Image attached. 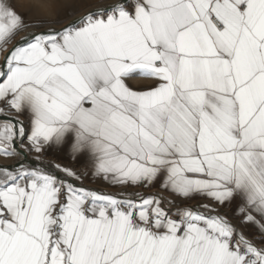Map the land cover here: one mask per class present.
I'll use <instances>...</instances> for the list:
<instances>
[{
	"label": "snow or ice",
	"instance_id": "snow-or-ice-1",
	"mask_svg": "<svg viewBox=\"0 0 264 264\" xmlns=\"http://www.w3.org/2000/svg\"><path fill=\"white\" fill-rule=\"evenodd\" d=\"M41 6L0 0V264H264V0Z\"/></svg>",
	"mask_w": 264,
	"mask_h": 264
},
{
	"label": "rangeland",
	"instance_id": "rangeland-1",
	"mask_svg": "<svg viewBox=\"0 0 264 264\" xmlns=\"http://www.w3.org/2000/svg\"><path fill=\"white\" fill-rule=\"evenodd\" d=\"M16 7V11L25 17L26 20L33 19H47L53 15V10L47 7L41 6L49 4H57L62 6L71 15L64 14L62 12V20L64 23L73 21L79 14L85 10H93L97 4L109 2V0H11ZM40 2V3H39ZM22 3H32L37 5L34 8L21 7ZM57 11H60L58 8ZM59 27V25H57Z\"/></svg>",
	"mask_w": 264,
	"mask_h": 264
},
{
	"label": "crops",
	"instance_id": "crops-1",
	"mask_svg": "<svg viewBox=\"0 0 264 264\" xmlns=\"http://www.w3.org/2000/svg\"><path fill=\"white\" fill-rule=\"evenodd\" d=\"M76 19V18H75ZM73 19V21L75 20ZM35 29L29 28L27 32H22L20 33V35H18L16 37V40L13 41V43H16V41L20 40L23 36H26L28 34V32L34 31ZM3 54H0V56H2ZM140 83H147V82H143L141 81ZM21 119H23V117H21ZM46 161H50L52 163H57V164H61L62 166L65 167H69V168H73L74 170L79 171L82 167L81 163L77 160H73L71 159L69 156H67L66 154H62V153H56V152H48V154L45 157ZM28 161L29 162H33L34 161V155L33 154H29L28 156ZM3 163H11L10 160H6L3 158H0V164ZM86 186L88 187H95L98 188L100 190H104V191H119V189H113L110 188L106 185L103 184H88L86 182ZM136 191H145L144 189H135ZM129 191H133V189H129ZM150 193H157L158 192V188H152L150 190H148ZM207 203L208 201H201V200H193L190 201V204L193 207H197L199 203ZM220 214L222 215H226L229 218H233L234 217V212L233 209L229 206V207H223L219 209ZM235 219H233V223H235ZM243 231H245L248 234H251L252 232H254L255 230L252 228H244Z\"/></svg>",
	"mask_w": 264,
	"mask_h": 264
},
{
	"label": "bare ground",
	"instance_id": "bare-ground-1",
	"mask_svg": "<svg viewBox=\"0 0 264 264\" xmlns=\"http://www.w3.org/2000/svg\"><path fill=\"white\" fill-rule=\"evenodd\" d=\"M40 3V2H39ZM43 5V4H42Z\"/></svg>",
	"mask_w": 264,
	"mask_h": 264
}]
</instances>
